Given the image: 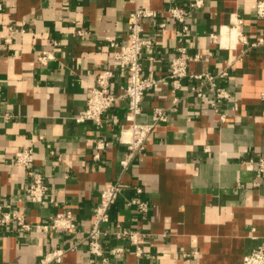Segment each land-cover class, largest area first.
Masks as SVG:
<instances>
[{
  "label": "crops",
  "instance_id": "obj_1",
  "mask_svg": "<svg viewBox=\"0 0 264 264\" xmlns=\"http://www.w3.org/2000/svg\"><path fill=\"white\" fill-rule=\"evenodd\" d=\"M187 1L0 0V203L24 210L29 224L0 228V264H34L46 250L81 240L103 185L115 180L125 188L103 227L140 232L141 252L125 237L105 236L103 247H121V254L106 253L102 262L79 241L60 264H242L245 254L264 245V178L243 163L264 141V46L235 43L231 29L239 18V30L249 40L264 37V18L255 14L256 0H203L191 10L189 30L179 42L180 25L162 12ZM136 5L159 12L143 20L142 35L153 40L152 58L145 52L141 59L145 72L164 78L182 43L190 55H199L189 61L190 73L226 71L215 81L232 99L221 104L222 122L207 89L200 96L190 92L193 77L177 89L162 81L146 91L137 121L151 122L156 106L164 108L165 120L154 125L145 149L123 168L125 148L117 133L126 100L118 98L100 124L76 123L72 116L85 106L97 69L113 63L107 38L125 42V21ZM161 19L163 27L157 25ZM78 28L87 33L77 36ZM210 33L221 38L212 42ZM42 48L54 53L45 65L36 60ZM124 83V72L114 69L113 93L119 95ZM98 136L109 144L93 160ZM25 145L32 146L34 167L47 185L41 204L22 197L28 177L13 158ZM134 196L147 201L145 213L127 204ZM62 205L75 215V232L37 226Z\"/></svg>",
  "mask_w": 264,
  "mask_h": 264
},
{
  "label": "built area",
  "instance_id": "obj_2",
  "mask_svg": "<svg viewBox=\"0 0 264 264\" xmlns=\"http://www.w3.org/2000/svg\"><path fill=\"white\" fill-rule=\"evenodd\" d=\"M136 2V0H128ZM203 0H189L184 5L174 4L168 5L164 9L165 18L175 20L179 25V42L183 40L184 34L189 30V18L193 8H201ZM255 14L259 18H264V0H256L254 3ZM159 12L135 6L129 11L125 21V42L117 43L112 38H107L109 46L113 48L111 66L98 68L95 75L94 83L89 86L87 91L85 106L76 112L72 119L76 123L91 121L95 124H100L103 120L102 115L113 106L115 101L122 97L126 100V112L124 115V124L120 125L117 133V142L125 148V158L121 161V166L124 168L136 154L141 153L150 139L152 128L157 122L165 120L164 108L156 106L152 111V120L148 123L137 121L136 116L141 111V99L146 91L155 90L162 81H168L173 89L181 86L182 80L186 77L195 78V84L191 86L190 92L200 96L203 89H207L212 97L209 105L214 114L220 121L224 122L226 116L221 111V104L232 99L231 91L225 86L219 85L215 81L216 76L225 75L226 71L222 70L216 74L209 72L190 73L188 71V63L190 60L197 59L199 55H190L186 47L181 43L176 47L175 53L170 58L169 69L164 78L155 76L151 71L145 72L141 59L146 52L148 58H152L153 40L144 37L143 20L147 17H157ZM164 18V19H165ZM161 19L157 22L159 27L165 25V20ZM241 19L235 20V43L248 45L249 47L264 46V37L258 36L252 40L239 30ZM10 29L12 26H8ZM229 28H227L228 30ZM17 29L14 28V32ZM20 31H23L21 28ZM87 33L85 29L78 28L75 30L77 36H83ZM221 36V35H220ZM214 33H210L209 37L212 42H216L217 38H221ZM51 44L55 46L57 42L51 40ZM54 58L52 50L42 48L39 50L36 60L38 63L45 65ZM119 68L124 72L125 83L119 95L113 93L112 79L114 69ZM264 97V92H261ZM234 108L236 105L233 106ZM264 117V114H262ZM109 144V140L104 136H98L95 140L94 151L92 154L93 160H98L102 156V152ZM14 163L23 166L27 173V184L23 190V200L30 203H44L47 191V185L43 180L42 174L34 167V157L32 146L25 145L18 148L14 153ZM248 167L253 168L257 179L264 178V141L262 148L256 153L254 158H249L243 162ZM257 184V181L254 183ZM125 187L119 180L106 182L99 194L97 203L92 207L91 216L89 219V227L83 231L81 242L87 246L89 253L95 257H99L102 262L106 260L105 254L119 255L123 249L121 247H111L106 250L103 247V238L112 236L114 238H127L135 245L136 252H141L142 234L137 231L128 229L116 228L113 231L104 229L103 224L110 220V205L122 194ZM134 191L139 194L140 186H135ZM22 198L18 199L21 200ZM53 205H57V201L49 198ZM127 204L133 206L139 213H145L148 210V203L137 196L129 198ZM15 223L21 228H28L29 224L25 221V211L14 208L10 203H0V228L8 224ZM117 225V224H116ZM45 230H52L64 233H72L77 229L76 218L73 212L65 207L60 206L51 216L47 223L38 224ZM118 226V225H117ZM79 241H75L68 247L56 246L46 250L34 264H60L64 255L69 249L76 247ZM242 264H264V245H259L251 249L242 257Z\"/></svg>",
  "mask_w": 264,
  "mask_h": 264
}]
</instances>
